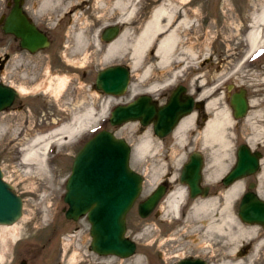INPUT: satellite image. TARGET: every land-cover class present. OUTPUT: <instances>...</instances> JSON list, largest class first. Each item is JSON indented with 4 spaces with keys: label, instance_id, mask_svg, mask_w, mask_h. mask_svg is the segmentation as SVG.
<instances>
[{
    "label": "rangeland",
    "instance_id": "1",
    "mask_svg": "<svg viewBox=\"0 0 264 264\" xmlns=\"http://www.w3.org/2000/svg\"><path fill=\"white\" fill-rule=\"evenodd\" d=\"M40 1L41 0H26V4L32 7L33 10H37ZM161 1L164 0H132V6L135 7L134 15L138 16L144 11H147L148 7H155ZM195 1L198 2L192 5V7H204V9L206 7H212L211 9L215 11L216 16L214 19H219L221 22L224 21L223 14L230 12V9L234 10L233 7H246L247 9L259 10L260 7L264 6V0ZM2 2L3 0H0V13L2 11ZM113 2L114 0H57L56 3L54 2L55 5L65 6L56 7V11L53 13L54 17L51 18L52 24L50 31L55 37V42L53 47L50 48V51L54 52L55 59L64 61V58L70 59L72 57L70 55L73 54L72 51L75 48L73 33L81 27L86 29V36L90 38V41H92V39H97L102 45L108 43L100 38L101 32L108 26L116 25L122 30L128 27L130 39L139 22L132 24L131 22L136 17L133 15V18H127L126 15L120 14L117 9L114 8ZM74 4H80L81 6H71ZM68 6H71L70 13L65 18L59 20L58 18L63 11L69 8ZM210 8H208V10ZM64 14L66 15V13ZM120 19L127 20V22L121 23L119 22ZM228 19L233 21L232 18H226L225 21L227 23H223L224 28L229 26L231 30L235 31L234 27L236 24L232 22L233 26H231L228 23ZM238 35L237 38H239ZM205 39H207L209 43L211 50L210 56L205 55L199 60H194L191 57L187 58L185 61V65L187 66H185V69L176 77L174 83L168 85L167 88L160 87L157 92L169 91V89L177 83H183L186 87L191 88L193 76L195 75H192L193 73H190V71L193 69L196 61H200L202 70H207V72L212 75H210V79L213 78V81L219 86L215 96L219 97L218 106L220 109L227 107L225 101L228 100V96L224 94L223 88L227 82H235L242 87L254 88V90L251 91V93L254 94L253 98L255 100L251 107L254 109V112L251 114L249 122H254L257 126L263 125L264 59L259 63V66L257 65L258 67L254 69L255 71L253 69H246L243 59H239L236 62L234 60L233 63H235L232 65L231 56L234 54V50H236L233 47V45L238 44L236 41L228 47L229 45L224 44L226 39L224 43H219L218 39L213 40L214 33L212 31ZM211 40L212 43L210 44ZM238 41H240V38ZM242 42L243 39L241 38L240 43ZM90 48L87 49V52L81 50L76 52V55L73 56V60L81 64V67L75 72L66 74L68 78L64 82L58 80V73L44 72L32 83L31 88H27L19 82V79H17L19 77L16 73L13 72L14 74L12 73L9 75L0 71V80L20 92L13 106H9V110L0 113V167L3 171L4 180L11 184L13 191L20 195L24 202L23 214L21 218L13 224L17 230V235L11 234L4 229L3 225H0V264H145L146 260L155 259V247H151L148 244L150 239L152 240V238L157 236L155 246L160 244L163 240L161 231L165 228L168 221L173 220L171 214L173 209L164 203L158 206L156 216L141 218L138 215L137 204L143 201L148 193L162 181L165 173L169 170H163V176L158 180H154L158 170H156V168H150L148 164L150 157L146 154L140 156L133 152V147L142 138L143 130L139 128L135 129L132 123H126L120 127H113L106 122L110 110L114 106L129 102L137 95L146 93L144 90L148 87L149 78H142L141 68H137L131 71L130 84L123 95L111 96L99 92L92 86L95 81L96 73L100 69L110 65L118 64L130 68V59L128 56H125L104 61L102 58V51H99L98 54H93V49ZM1 51L2 43L0 42V53ZM86 54L87 56L85 57ZM235 65L237 67H235ZM154 70L152 79L162 80L169 76V71L161 72L158 68H154ZM81 74H83L85 83L81 88L75 89L73 88L74 85L77 84V76L75 75ZM45 86H49V91L43 90ZM59 90L60 94L55 97ZM110 98L115 99V101L108 102ZM18 101L24 102V109L22 111H19L17 108ZM103 108L106 110L100 115V110ZM85 109L93 110L94 119H91V122L86 126L87 128L85 129L84 135L81 136L80 134H76L70 140L62 137L61 139L55 140L52 144L53 146L48 148L46 153V158L48 160L46 165L47 178L45 176H36L34 173L37 170L35 165L29 167L21 162L25 144L29 139L26 137H30L29 133L32 134L33 132L31 128L46 125L51 126L50 129H48V131H50L51 128L70 121L74 113H83ZM8 115L10 116L8 119L3 117ZM6 120L7 128H4L3 124ZM103 121L105 122L103 123ZM241 123L243 125L242 127H244L243 132L249 133L247 120H243ZM24 127H26L25 129L29 133L23 130ZM101 128L113 132L117 137L123 138L129 143L132 148L130 167L143 177L141 194L126 214V235L137 244L135 254L128 258H118L115 256L97 257L90 249V225L87 219L81 217L77 221H72L66 219L64 216V211L68 207L63 201L65 183L70 174L74 154L78 149L76 143L82 138L84 142L94 132ZM192 141L194 140L190 138V142ZM164 146L168 149L169 153H171L173 146L176 147V151L183 155V159L180 160L181 163L186 160L191 148H194L196 145L193 143L192 146H189L190 149H188V146H185L180 152L179 147L174 145L173 138L169 137L166 139ZM203 156L205 157V163L208 164L210 156L205 152H203ZM231 157V155L227 156L228 161H225V163H228L227 168L222 175L218 177V175L213 174L209 181L220 180L223 175H225L232 166L233 161ZM166 161L172 164V159L170 161L169 154H167L165 158V162ZM178 171L179 167L171 165L169 175L172 176V174ZM220 204H222V201ZM237 208L238 203L234 202L228 212L234 215L237 212ZM214 217L217 218L216 223H218L220 221V207H215L203 216H200V220H193L191 227L192 232H187L189 236L176 234V237H182V240H177L176 243H179V246L187 248V246H190L188 245L189 242H184L187 237H189L191 243L194 242L192 239L193 237L195 240L202 238L204 236V227H197V224L204 220L208 222ZM225 226L226 229L222 234L218 232L214 233L215 245L212 243V240H210V244L215 246L213 248V253L217 259L216 264L231 263L227 262V260H229V256H231L229 254L236 243L232 236L236 231H233V229L232 231L229 230V226H233V224L229 223L225 224ZM246 226L257 225L247 224ZM256 228L258 229V227ZM159 233L160 235H158ZM254 235V237L247 238L246 242H244L253 244L248 254L242 259H237V261L242 262V260H244V264H259L260 244L259 236H257L258 230ZM200 244H202V242H200Z\"/></svg>",
    "mask_w": 264,
    "mask_h": 264
},
{
    "label": "water",
    "instance_id": "2",
    "mask_svg": "<svg viewBox=\"0 0 264 264\" xmlns=\"http://www.w3.org/2000/svg\"><path fill=\"white\" fill-rule=\"evenodd\" d=\"M3 30L22 39L24 47L35 50L48 44L47 37L22 14L18 0H14ZM119 33L116 25L103 29L101 39L113 40ZM130 69L124 65H110L97 72L96 89L113 96H121L128 88ZM182 86L175 88L166 104L156 107L151 97L141 94L130 102L116 105L111 109L108 122L119 126L130 121L146 125L155 121V131L166 136L176 125L178 119L191 112L193 98L181 97ZM16 91L0 83V112L11 106ZM231 105L235 117L240 118L246 108L242 95L234 94ZM131 146L113 132L101 129L83 143L76 152L70 174L65 183L63 201L66 219L77 221L85 216L90 225V248L101 256L128 258L135 254L137 244L126 235V214L139 197L143 177L130 167ZM202 159L199 153L192 152L183 166L180 180L188 183L191 196L199 190ZM256 160L246 150H239L234 167L223 177L225 184L251 174L256 168ZM163 194V187L137 204V212L146 218L155 208ZM23 214V198L13 191V187L3 178L0 167V225H11ZM239 218L248 224L264 226V202L247 193L238 208ZM179 264H203L198 260H182Z\"/></svg>",
    "mask_w": 264,
    "mask_h": 264
},
{
    "label": "bare ground",
    "instance_id": "3",
    "mask_svg": "<svg viewBox=\"0 0 264 264\" xmlns=\"http://www.w3.org/2000/svg\"><path fill=\"white\" fill-rule=\"evenodd\" d=\"M192 1L193 0L161 1L157 6L152 8L149 16L146 19L139 22L138 26L136 25L137 27L130 39L129 28L125 27L123 30L121 29L119 31L118 35L113 40L102 45L97 39H92V41H90V38L86 36V29L81 27L73 33L75 48L72 51L73 54L70 55L72 57L70 59L64 58V62L71 66V68L74 70L73 72L77 71V69L81 67V64L75 62V60H73V56H75L76 52L80 50L87 52V49L90 47H92L90 49H93V54H98L99 51H102V58L104 61L128 56L130 59V68L128 66L125 67L130 69V76L132 70L141 68V77L149 78L147 84L148 87L144 91L155 94L160 87L167 88L168 85L174 83L176 77L180 75V73L185 69V66H187L185 65L187 58L191 57L196 60L202 56L198 54L197 50H195V41L197 40L195 37V33L197 31L195 32V29L197 26L194 20H197L196 18H198L199 13L191 8ZM54 2L56 3L57 0H41L38 7L40 9L46 7L47 9H50L53 7L54 12L56 11V7H65L63 5H55ZM78 5L80 4H74L71 6L78 7ZM71 6H68L69 8L66 11H63L62 14H69L71 11ZM113 6L120 14L126 15L127 18H133L135 7L132 6V0H114ZM119 22L126 23L127 20L120 19ZM250 22L251 24L246 35V39L248 45H250L251 51L257 46H264V6L257 10V12L250 18ZM131 23L133 24V21ZM259 28H261V31ZM206 41L207 39H204L203 42L199 43L200 45L197 44L198 48L203 52L208 51L209 48V43ZM211 43L212 41H210V44ZM86 56L87 54L85 57ZM195 67L196 66L194 65L193 69L190 71V73H193L192 75L196 73ZM235 67L237 66L235 65ZM154 68H158L161 72L169 71V76L163 78L162 80L152 79V74L155 71ZM44 72L52 73L48 69H45ZM66 74L68 73L59 72L57 76L58 80L64 82L68 78ZM75 76H77V84L73 88H81L85 81L81 80L78 75ZM202 77L203 75L193 77L192 87L196 84H202L201 96L209 98L212 93L217 91L219 86L215 81L212 83L214 86H207L206 84H203L204 78ZM129 84L130 78L128 81V86ZM179 86L180 85H174L172 87L173 89L170 88L172 89L171 92ZM93 87L96 88L95 81ZM14 90L16 91L17 95H19L20 92L16 89ZM43 90L49 91V86L43 87ZM182 91L180 95L182 94ZM58 94H60V90L57 92L55 97L58 96ZM111 101H115V99L110 98L108 102ZM218 102L219 97L215 96L209 98L207 107L211 109L212 114L206 121L204 127L194 135L192 138L194 141L190 142V137L188 136V131H190L192 127L191 125L194 119V114L184 116L173 128L172 134L170 135V138H173L174 140V145L179 147L180 152L185 146H192L194 143L196 145L195 147H198L202 152H205L208 156H210V160L208 164H206L205 168L206 181H209L213 174L218 175V177L222 175L224 170L227 168L228 163H225V161H228L227 156H230L229 139L231 134L229 131L231 130L232 123L231 116L227 107L224 109L219 108ZM105 110V108L101 109L100 115H102ZM93 116L92 109H85L83 113H74L70 121L51 128V130L47 133L36 134L32 136L25 144L21 162L29 167L35 165L37 170L34 173L36 176H45L47 178L46 165L48 160L46 158V153L48 148L53 146L52 144L55 142V140L61 139L62 137L70 140L76 134H80L81 136L84 135L85 129L87 128L86 126L91 122V119H94ZM250 118L251 117L247 118V124L249 126L248 129L252 134V137H250L249 140H255L262 129H260V126H257L254 122H249ZM126 123H132L136 129L139 127L140 122L130 121ZM164 145L165 141L161 142V140L154 137L152 131H150V128L146 127L143 129L142 138L133 147V152L137 155L141 156L146 154L150 157L148 162L150 168H156V170H158L154 180L161 178L163 176V170H170L171 165L180 167L182 163H180V160L183 159V155L176 151V147L173 146L171 153H169L168 149H166ZM167 154L170 156V161L172 159V164L168 163L167 161L165 162ZM178 172L172 174V180L178 179ZM224 176L225 175H223V177ZM241 190L242 183L238 181L232 184L223 193L222 204L219 206H217V199L215 197L199 200L194 204L192 209L197 214V216H201L202 213H207L215 207H220V221L218 223H214L213 220L210 221L206 226L207 232L209 229H212L216 232L223 233L226 229L225 224H233L235 222L234 216L228 211L231 205L234 203L235 197L239 195ZM182 194L183 191L179 188L175 190L169 197L170 199L168 204L171 209H173V211L177 209V206L179 205L178 202L180 200L179 198ZM13 224L3 225V227L11 234L17 235V230ZM256 227L257 226H238L236 230L237 233L232 234L233 239L235 241L237 240L235 246L237 247V244L240 242L239 240L245 241L247 238H251L252 236L254 237V234L258 230ZM229 230L232 231L231 226H229ZM239 236H241L242 239H240ZM235 246L232 248V250L236 248Z\"/></svg>",
    "mask_w": 264,
    "mask_h": 264
},
{
    "label": "flooded vegetation",
    "instance_id": "4",
    "mask_svg": "<svg viewBox=\"0 0 264 264\" xmlns=\"http://www.w3.org/2000/svg\"><path fill=\"white\" fill-rule=\"evenodd\" d=\"M156 1V0H155ZM159 1V0H157ZM198 1L193 0L191 2V6L196 4ZM18 3L20 5L22 14L25 15L27 20L32 22L37 30L44 34L47 37L48 44L44 47H39L35 50H30L23 46L22 39L20 37H16L11 33H7L3 30V25L5 23V20L7 19L11 9L14 6V0H3L1 7L2 11L0 13V29H1V35H0V42L2 43V51L0 53V71L5 74L11 75L13 72L18 75L19 82L23 84V86L27 88L32 87V83H34L41 74L44 73L45 69L50 70L52 73H72L74 70L71 68L70 65H67L63 60H56L54 57V52L50 51V48L53 47L55 42V37L52 35L50 28H51V18L54 17V9L53 7L50 9L43 8L40 9L39 7L37 10H33L32 7H29L26 4V0H18ZM79 6V5H78ZM81 6V5H80ZM153 7H148L147 11H144L143 13L139 14L138 16L134 15L135 19L133 20V23L141 22L144 19H146L149 16L150 11ZM195 11L199 13L197 20H194L197 28L195 29V37L197 40L195 41L196 46L195 50H197L199 55H202L200 58L204 57L205 55L210 56L211 50L210 47L208 48V51H202L198 48L197 44L200 45L207 35L212 31L214 33V39L219 40V43L223 42L226 39V42L224 44L229 45L238 43L237 45H233V47L236 49L234 50V54L231 56V64L233 65L237 60L243 59V62H245L246 69H256L260 64V62L264 59V46H257L256 48L252 49L250 51V45H248L246 35L249 31L250 27V18L257 12L256 9H247L246 7L238 8L233 7L234 10L230 9V12L227 14H223L224 21L221 22L219 19H214L215 11L211 9L210 7H191ZM208 8H210L208 10ZM68 15V14H67ZM67 15L64 13L60 15L58 18L59 20L62 18H65ZM226 18H232L233 21L228 19V23L232 25V22H234L236 25L234 27L235 31L231 30L229 26L227 28H224L223 23H227L225 21ZM237 21V22H236ZM222 23V24H221ZM223 26V27H222ZM119 27V26H118ZM261 31V28H259ZM121 28H119V31ZM227 35H226V33ZM239 34V35H238ZM229 35V36H228ZM231 35V36H230ZM233 35V36H232ZM237 35L240 38V41H238L239 38H237ZM101 38V35H100ZM241 38L243 39V42H241ZM212 41V40H211ZM198 48V49H197ZM206 56V57H207ZM218 56V55H217ZM221 57V56H220ZM199 58V59H200ZM208 58V57H207ZM222 58V57H221ZM225 58V57H224ZM196 59V60H199ZM235 62L233 63V61ZM258 65V66H257ZM196 73H194L197 77L200 75H203V84H206L207 86H214L213 78H211V74L209 72L203 71L201 67V62L196 61L195 64ZM204 66V65H203ZM255 71V70H254ZM13 73V74H14ZM256 73V72H254ZM211 75V76H210ZM81 80H83V74L78 75ZM228 78V77H227ZM85 81V79L83 80ZM181 81V79H180ZM1 83H4L0 80ZM6 84V83H5ZM251 84V83H249ZM9 85V84H6ZM182 86L184 90L182 91V97L186 96L187 94L191 95L193 98V106L190 113L185 114L181 116L178 122L186 115L194 114V119L192 121V127L191 130L188 131V136L190 138H193L194 135L200 131L206 121L210 118L212 111L207 107V102L210 97H215V93H212L209 98L201 96V85L196 84L195 86L188 88L183 83H177L176 86ZM218 85V84H217ZM75 86V85H74ZM93 86V85H92ZM224 88V94H227L228 100L225 101V104L227 108L229 109L230 116H231V130L229 131L230 136V147H229V153L232 156V166L230 169L226 172L228 173L236 164L237 161V155L239 150H246L252 158H254L257 162L256 168L251 174H248L246 176H243L240 179L234 180L232 182H229L225 184L223 181V178L217 181H206L205 179V157L203 156V152L199 148H191L189 151V154L187 155V158L184 162L181 163L179 167L178 172V179L172 180V176H170V170L165 173L162 181L158 183L144 198L147 199L158 186L163 187V194L161 196V199L155 206V208L150 212V214L147 217L156 216L158 206L161 203H164L165 205H169V197L173 194V192L177 189H181L183 191V194L179 198V205L177 206V209L175 211H172L171 214L173 216L172 221H168L165 228L161 231V234L163 235V240L160 244H157L155 246V241L157 239V236L150 239L149 246L155 247V259H148L146 260L145 264H179L182 260H198L203 264H216V258L215 254L213 253V248L215 247L214 243V233L216 231L209 229L207 232V225L210 221H214L216 223L217 218L214 217L210 219V221H201V223L197 224V227H204V236L202 238H198V240L192 238L194 242H190L189 237L186 238L184 242H189L187 248L183 246H179V243H176L177 240L181 241L182 237H176V234L183 235V236H189L187 233L192 232V221L195 219L200 220V216H197L195 212L193 211L194 204L199 200H204L210 197H215L217 199V205H220L221 201L223 200V193L235 182L240 181L242 183V190L239 193L238 196L235 197L234 202L239 204L247 193H252L255 197H257L259 200L264 202V124L260 126L261 132L260 134L255 138V140H249L250 137H252V134L248 132H243L242 123L241 121L247 120L248 117L251 116V114L254 112V109L251 107L253 106V102L255 101L253 98V93L251 91L254 90V88L250 87H242L238 84L227 82L226 85L223 86ZM173 89V88H172ZM165 91V92H156L155 94L146 92L147 95H149L156 105V107H160L167 103L168 98L171 94V90ZM234 94L242 95L245 98L246 101V108L243 112V116L240 118L235 117V109L231 105V98ZM19 97V95L16 96L14 101L12 102L11 106H13L15 100ZM134 99V98H133ZM132 99V100H133ZM24 102L18 101L17 102V108L19 111H22L24 108ZM8 107L5 110H9ZM3 110V111H5ZM2 111V112H3ZM4 118L8 119L10 116H3ZM7 120L4 122V128H7L6 124ZM104 123V122H103ZM175 125V126H176ZM25 126V125H24ZM121 126V125H120ZM116 126V127H120ZM138 127L140 130H143L146 127L150 128V131H152L153 136L157 139L162 141H166L167 138L170 137L172 134L169 132L166 136H159L155 131V121L150 120L146 125H141L139 123ZM174 126V127H175ZM51 126H36L31 128L33 130L32 134L29 133L24 127L23 130H25L26 133H29L31 138L32 136L36 135L35 133H45L50 129ZM173 127V128H174ZM95 134V133H94ZM93 135V134H92ZM91 135V136H92ZM90 136V137H91ZM89 137V138H90ZM88 138V139H89ZM87 140V139H86ZM85 140V141H86ZM84 141V142H85ZM83 138L78 140L76 145L78 146L79 150L81 145L84 143ZM189 147V146H188ZM190 149V147L188 148ZM192 152H197L201 156L202 164H201V180L199 181V190L195 196H191V189L188 183L182 182L180 180V174L183 169V166L185 163L189 160V155ZM76 154V153H75ZM74 154V155H75ZM238 208L236 214H234L235 222L233 223V226L231 228L233 231L237 230L238 226H246L248 223H245L242 221L238 216ZM206 213H203L201 216H203ZM258 227V235L259 236V244H260V253H259V264H264V226L262 224H256ZM207 232V233H206ZM219 234H222V232H218ZM237 233V232H236ZM206 234V235H205ZM160 235V233L158 234ZM240 239L241 236L239 237ZM210 240H212L213 246L210 244ZM178 241V242H179ZM198 241V242H196ZM237 241V240H236ZM237 244V247L231 251L229 255L230 258L227 260V262H231L230 264H244V260L237 261V259H242L246 257L248 254L249 249L252 247V243H244L246 240L242 241ZM202 242V244H200ZM194 243V244H193ZM160 245V248H159ZM91 249V248H90ZM185 249V250H183ZM92 251V250H91ZM93 252V251H92ZM94 253V252H93ZM183 255H181V254ZM96 254V253H94ZM180 254V256H179ZM96 256H100L97 255ZM235 261V262H234Z\"/></svg>",
    "mask_w": 264,
    "mask_h": 264
}]
</instances>
